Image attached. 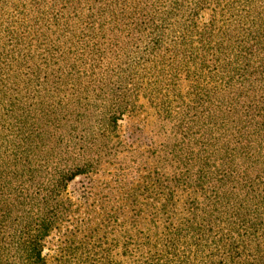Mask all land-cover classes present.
Listing matches in <instances>:
<instances>
[{
    "label": "trees",
    "instance_id": "1",
    "mask_svg": "<svg viewBox=\"0 0 264 264\" xmlns=\"http://www.w3.org/2000/svg\"><path fill=\"white\" fill-rule=\"evenodd\" d=\"M207 9L213 16L203 22L201 12ZM263 21L264 0H0V211H5L0 220V264H48L42 243L53 229L56 211L51 213L53 207L47 203V188L26 184L16 169L18 161L30 165L27 158L34 148L28 139L38 138L54 120V111L43 107V98L32 99L33 94L73 87L69 74L78 65L77 58L71 60L77 54L74 46L150 37L147 43L155 47L146 54L154 55L153 69L142 82H136L139 73L131 70L136 79L126 97L134 100L137 90L147 88L143 96L155 105L157 115L176 122V155L181 162L183 146H189L193 182H185L181 173L177 181L187 185L176 187L178 197L159 206L151 219L133 224L136 246L125 259L129 264H239V255L232 250L255 237L261 224L248 217L229 221L227 228L214 222L207 229L204 221V185L226 184L227 176L235 182L236 164L230 155L240 144L239 112L229 101L230 84L217 88L211 84L227 82L226 67L237 63L236 55L242 56L239 37L247 32L252 42ZM165 26L182 31L173 47L178 59L169 63L156 58ZM147 29L153 32L139 34ZM209 61L213 69L202 84L209 85L210 93L205 100L199 96L186 103L184 88L197 92V71ZM151 94L159 100L155 102ZM20 135L25 139L18 141ZM226 158L233 166L230 171ZM39 166L44 169L39 168L37 183L43 184L49 181L47 161L39 160ZM72 175L71 170L59 171L52 190L57 197L60 183ZM191 190L197 196L195 206L187 205ZM82 242L55 264H113L107 247L112 242L96 244L86 238Z\"/></svg>",
    "mask_w": 264,
    "mask_h": 264
},
{
    "label": "rangeland",
    "instance_id": "2",
    "mask_svg": "<svg viewBox=\"0 0 264 264\" xmlns=\"http://www.w3.org/2000/svg\"><path fill=\"white\" fill-rule=\"evenodd\" d=\"M201 16L206 22L213 12L207 9ZM260 27L263 28H258L252 42L248 41L247 32L239 37L242 56L236 55L233 60L237 63L226 67L227 82L211 84L213 88L230 84L227 89L233 95L229 101L239 112L240 144L239 150L230 155L236 164L235 182L227 176L226 184L204 185V221L207 229L214 222L219 228H227L229 221L248 217L261 224L255 237L232 250L239 255V264H264V25ZM162 29L164 42L157 49L156 58L165 63L176 61L173 47L182 31L174 26ZM128 33L132 32H123ZM151 38L107 41L81 49L74 46L77 54L71 60L77 58L78 65L77 71L69 74L73 87L32 96L43 98V107L54 111V120L47 122L38 138L28 139V146L34 148L27 158L30 165L18 161L16 169H20V178L26 184L47 188V203L53 207L51 213L56 211L53 229L42 243L48 264H55L63 253L82 247L85 238L96 244L102 240L112 242L107 247L111 248L113 264H129L126 254L136 246L130 230L133 224L151 219L159 206L178 197L176 187L187 185H179L177 178L181 173L185 182H193L189 146H183L186 150L181 162L176 155V122L157 115L155 105L143 96L147 88L137 90L134 100L126 97L136 79L131 70L139 73L136 82H142L153 69L150 58L154 55L146 54L155 47L147 43ZM225 58L228 62L231 55ZM205 64V69L197 71V92L190 93L189 88L182 92L186 103L192 104L199 96L205 100L210 93L209 85L202 83H207L214 63ZM151 96L155 102L159 100L156 95ZM24 139L20 135L18 141ZM39 160L47 161L49 170V181L43 184L37 183L39 168L44 169ZM228 160L226 168L230 171L233 166ZM69 170L73 175L60 183L57 197L52 190L59 171ZM196 197L191 190L187 205L195 206ZM4 217L5 211L1 210L0 220Z\"/></svg>",
    "mask_w": 264,
    "mask_h": 264
}]
</instances>
